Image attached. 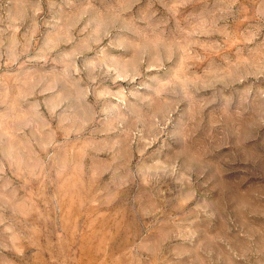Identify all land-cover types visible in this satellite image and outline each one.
Instances as JSON below:
<instances>
[{"label": "rangeland", "instance_id": "obj_1", "mask_svg": "<svg viewBox=\"0 0 264 264\" xmlns=\"http://www.w3.org/2000/svg\"><path fill=\"white\" fill-rule=\"evenodd\" d=\"M0 264H264V0H0Z\"/></svg>", "mask_w": 264, "mask_h": 264}]
</instances>
